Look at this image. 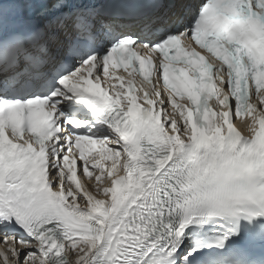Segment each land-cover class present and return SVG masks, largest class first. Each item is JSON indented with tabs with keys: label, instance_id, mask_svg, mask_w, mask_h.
Wrapping results in <instances>:
<instances>
[{
	"label": "snow or ice",
	"instance_id": "1",
	"mask_svg": "<svg viewBox=\"0 0 264 264\" xmlns=\"http://www.w3.org/2000/svg\"><path fill=\"white\" fill-rule=\"evenodd\" d=\"M225 65L227 90L214 79ZM121 67L149 83L155 71L169 91L154 88L159 110L134 81L115 91ZM262 89L264 0H0L4 264H191L196 248L179 255L189 225L264 215ZM255 111L246 136L233 115ZM93 151L112 160L103 188L107 166L93 162L94 192L78 178L94 175Z\"/></svg>",
	"mask_w": 264,
	"mask_h": 264
},
{
	"label": "bare ground",
	"instance_id": "2",
	"mask_svg": "<svg viewBox=\"0 0 264 264\" xmlns=\"http://www.w3.org/2000/svg\"><path fill=\"white\" fill-rule=\"evenodd\" d=\"M111 164H110V168H111ZM121 173H122V171L118 170V174H121ZM99 174H100V171L98 172L97 175H99ZM102 180H103V183L100 184L101 188H103L104 186H110L111 179L108 176H106V171H105V175L102 178ZM96 185H97V181L95 180V177L92 178V179H85L84 186L86 188V191H93L94 192ZM99 198H104V197H103V195H101ZM80 203L83 204L84 201L81 200ZM0 238L3 239L2 234H0ZM14 243H15L14 240H9L7 243H3V244L0 242V252H8L10 260H14L15 259L14 257L11 256V253H10V250H9V246L14 244ZM16 246H17V248H25L24 245L17 244ZM0 259H2V262H3V256L2 255H0ZM73 260H74V257H73Z\"/></svg>",
	"mask_w": 264,
	"mask_h": 264
},
{
	"label": "rangeland",
	"instance_id": "3",
	"mask_svg": "<svg viewBox=\"0 0 264 264\" xmlns=\"http://www.w3.org/2000/svg\"><path fill=\"white\" fill-rule=\"evenodd\" d=\"M0 242L3 244V243H5L4 242V240L2 239V238H0ZM26 247V246H25ZM0 264H4L3 262H2V259H0Z\"/></svg>",
	"mask_w": 264,
	"mask_h": 264
}]
</instances>
